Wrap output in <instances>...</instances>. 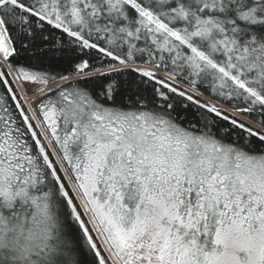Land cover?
Returning <instances> with one entry per match:
<instances>
[{
    "label": "snow or ice",
    "instance_id": "6c2138e0",
    "mask_svg": "<svg viewBox=\"0 0 264 264\" xmlns=\"http://www.w3.org/2000/svg\"><path fill=\"white\" fill-rule=\"evenodd\" d=\"M0 264H264V0H0Z\"/></svg>",
    "mask_w": 264,
    "mask_h": 264
}]
</instances>
